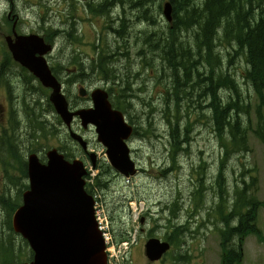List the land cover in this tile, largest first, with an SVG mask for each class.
<instances>
[{
	"label": "trees",
	"instance_id": "1",
	"mask_svg": "<svg viewBox=\"0 0 264 264\" xmlns=\"http://www.w3.org/2000/svg\"><path fill=\"white\" fill-rule=\"evenodd\" d=\"M171 2L175 21L173 27L157 39L145 38V33H142L138 40L147 46L148 54L144 55L149 56L147 62L151 64L148 68L153 75L148 77L152 78L154 85L162 82L166 84L165 118L170 131L172 161L176 162V154L187 150L184 147L190 143L189 129L192 124L188 122L187 127L182 128L184 113L190 116L194 111L198 118L209 113L210 125L224 149V157L218 175H210L208 182L215 189L211 190L223 197L230 190L225 182L227 159L231 153L248 151V128L243 127L245 124L242 116L248 106L241 105L243 100L236 71L232 70L236 59H245L246 69L240 75L252 87L259 100V122L255 133L264 142V0ZM133 12L137 13L135 8ZM218 47H223L226 54L222 49L217 50ZM111 60L112 56L105 52L98 55L88 68L81 66L83 68L80 71L83 74L88 69L90 75H101L105 79L122 78L124 81L121 80L122 83L116 86L118 93L112 89V94L116 107L122 109L126 106L127 111L125 101L134 96L132 86L135 77L130 70L121 73L120 66L113 65ZM158 60L160 63L156 65ZM86 78L91 79L89 76ZM254 182V178L250 183L242 179L232 189L235 206L240 213V224L228 230V223L227 229L220 233L224 264H238L242 258L241 250L230 244L232 236L259 234L255 225L256 214L259 207H264V201L249 195ZM97 185H101L98 179ZM201 189H204V184ZM19 202V197L12 199L0 195V205L5 212V220L0 226V263L28 260L30 256L28 250H16V233L11 218ZM243 208L246 209L245 213H242ZM172 213H175L174 210ZM240 242L242 246L243 240Z\"/></svg>",
	"mask_w": 264,
	"mask_h": 264
},
{
	"label": "rangeland",
	"instance_id": "2",
	"mask_svg": "<svg viewBox=\"0 0 264 264\" xmlns=\"http://www.w3.org/2000/svg\"><path fill=\"white\" fill-rule=\"evenodd\" d=\"M54 5H57L56 1ZM66 6H68L66 1H63L60 5V7L64 8H66ZM153 6H155V3ZM120 9L121 7L118 8V10ZM139 11L140 9L136 10L137 13L133 15V20L142 16L147 19L146 23H149L148 25L153 24V19L151 17L145 15L144 11ZM127 18L131 20L128 14ZM141 26H143L141 23H135L134 26L131 24L134 35L136 34L135 29ZM108 39L109 46L111 47L112 37ZM131 39V47L128 49V54L131 59H117L115 63V66H120V72H123V74L130 69H126L130 64H133V72H136L138 70L137 68L140 67L136 64V50L132 47L134 45V40L133 38ZM76 41L80 44L83 43L82 38ZM78 48L79 50L76 51V53H79L83 60L86 61L91 58L92 54L89 56L90 44L88 42H85ZM220 49L221 48L218 47V50ZM222 50L226 54V50L224 48ZM73 56L74 58L70 53L57 54L56 59L61 65L71 67V71L74 72L77 56ZM245 69V59H236V63H234L232 70L236 71L237 82L243 100L241 105L244 104V107L248 106L247 112H242L245 124L243 127L248 128V151L230 154L226 162L225 176L229 188L235 187L237 181L247 179L248 182H251L252 178H254L255 182L251 185L249 195H254L256 199L263 201L264 142L255 133L259 122L257 115L258 100L252 87L247 84L240 75L241 71ZM69 73L70 72L63 73L62 76L65 78L68 77L67 75L71 76L72 74ZM93 82L97 83L98 86H102L101 84H103L104 81L98 77H94ZM133 82H135L134 79ZM136 82L134 84L135 89H137L141 83L146 84L144 93L141 94L138 99L134 100L133 109L130 114L134 126L138 128L140 135L143 134L137 137V139H134L131 145L133 150L132 155L139 166V172L130 177H124L118 173L110 165L105 152L106 150L98 141L95 131L89 130L85 132V135L90 141L91 148L97 151L101 159L100 163H98V168H92L91 163L89 164V168H91V178H89L88 181L92 183L94 193L98 199L99 212L104 218L108 219L109 235L112 237V240H118L121 238L120 233L123 232L125 235H128L127 237L137 243L144 240V238L151 233L161 237L166 232H172V228H169L167 217L160 219V221L159 218L166 215V212L162 213L161 210L163 204L164 208H166L168 204L172 205V202L175 201L177 197L185 198L179 200L181 209L177 216L178 218L173 217L170 210L168 216L173 220L172 222L178 226L187 223L190 216V205H192V191L195 188L193 183L198 177L196 169L199 163L208 160L210 164L208 163L209 165H206V174L208 176L212 175L213 172L217 171L218 161L222 157L224 150L216 137L213 127L210 125L211 121L209 117H207V113L206 115L205 113L201 115V118H198V114L194 111L190 116L184 113L185 118L182 122V128L187 127L188 122H192L193 125L189 129V136L192 139L188 144V151L182 152L178 156V165L168 170L170 167L169 157L171 148L169 144L170 131L165 119V111L167 109L166 104H164L166 99V84L162 82L158 85H154L152 83L154 81L152 78L148 77L147 71H143ZM76 93L78 94V87L72 90L73 96H75ZM140 99H143L146 103L151 102V106H145ZM57 116L58 115L53 110L48 113L47 120L49 121V125L57 124ZM128 121L130 122L129 118ZM148 121L151 122L152 130H149ZM57 125L60 127L62 138H64V131L61 129L60 123L58 122ZM75 127L78 130L81 129L78 124H76ZM145 134L146 136H144ZM67 143L68 146L66 149L69 153H75L76 155L83 154L82 148L79 147L76 142L69 139ZM59 144V140L50 137L41 144L35 145L32 149L41 156V154H45L50 148L58 147ZM164 171L168 173L164 174ZM97 179L102 182V186L97 185ZM3 181L4 175L0 169V186L3 184ZM205 184H209L208 180ZM17 190V187L14 186L11 188V193L15 195ZM206 196L215 197L214 194L209 191H207ZM190 197L191 204L189 201ZM209 204H214L212 198ZM147 213H150V215L149 217L146 215L142 223V216ZM202 215L207 220L206 212L203 211ZM174 219H178L176 223ZM4 220L5 212L3 207L0 206V226ZM160 222L161 224L158 225ZM166 223L168 224L167 226L165 225ZM258 225L260 231H262L264 235L263 208H260L258 212ZM213 228H215V226H213ZM206 229L205 224L203 225L202 222L198 230H183L182 238L184 243H182L180 252L190 256L192 261L182 260L180 264H221L219 235L214 231L206 235L199 234ZM191 233L196 234V237L193 238ZM16 241L19 246L25 247L22 238L16 237ZM234 241V247H237L238 240L235 239ZM244 242L245 247L242 264H264V241L259 240L257 235L251 234L244 238ZM242 246H238L237 248L242 250ZM114 253L116 255L114 256V263L127 264L126 260L123 259L125 256L124 249H116ZM141 254V250L132 247V252L129 253V256H133L134 261L139 263Z\"/></svg>",
	"mask_w": 264,
	"mask_h": 264
},
{
	"label": "water",
	"instance_id": "3",
	"mask_svg": "<svg viewBox=\"0 0 264 264\" xmlns=\"http://www.w3.org/2000/svg\"><path fill=\"white\" fill-rule=\"evenodd\" d=\"M165 15L172 20L170 3L165 5ZM23 63L53 89L51 100L67 125L70 126L74 115L82 119L84 126L94 124L112 165L125 175L136 172L127 142L133 127L122 112L112 109L104 90L92 93L94 108L73 113L45 59L33 56ZM72 136L86 148L80 135ZM47 155L46 164L36 154L30 156V188L13 216L14 230L28 240L34 252L33 260L23 264H108L105 240L95 218V200L85 189L83 177L87 171L83 161L70 162L56 149ZM168 249V243L156 238L146 244L147 256L152 260L160 259Z\"/></svg>",
	"mask_w": 264,
	"mask_h": 264
},
{
	"label": "flooded vegetation",
	"instance_id": "4",
	"mask_svg": "<svg viewBox=\"0 0 264 264\" xmlns=\"http://www.w3.org/2000/svg\"><path fill=\"white\" fill-rule=\"evenodd\" d=\"M56 1L57 5H54ZM66 1V8L60 7ZM111 8L112 16L104 20L106 10ZM121 7L120 10L118 8ZM135 10L148 11V0H0V137L9 139L13 134L19 150L24 147L23 138L30 145L33 144L34 123H48V113L51 110L49 101L51 88H46L36 79H23L22 72L26 70L14 57L17 48L23 51L29 49L25 41L19 43V37L27 39L28 44L35 42L36 35L43 37L44 41L54 45L53 53L74 55L85 42L90 44L89 55L97 52L98 45L95 39L100 33L109 32L114 42L111 44L113 59L128 56L131 47L133 31L131 24L143 23V20H129L127 14ZM138 20V21H137ZM140 32L139 28L135 29ZM80 35L82 44L76 41L75 36ZM109 35V37H110ZM51 62V59L49 57ZM90 60H83L80 65L88 68ZM79 64L75 65V69ZM82 68V67H80ZM63 71L69 72L71 67L64 66ZM69 76V75H67ZM69 81L70 78H64ZM14 80V81H13ZM63 90L70 101V109L93 106L90 97L83 94L73 96L69 85L74 88L82 85L81 82H62ZM83 99L87 101L79 103ZM76 124L81 128L75 129ZM74 130L86 137L84 129L77 120L73 122ZM66 140L68 129L65 127ZM87 138V137H86ZM30 140V141H29ZM89 142V140H88ZM90 145V142H89ZM91 146V145H90ZM30 151V149H28ZM91 151H94L92 149ZM84 161L90 159L91 154L84 151L80 155ZM13 170H4V178H10L13 173L14 180H20L18 161H12ZM162 260H145L141 264H161ZM136 264V263H132Z\"/></svg>",
	"mask_w": 264,
	"mask_h": 264
},
{
	"label": "bare ground",
	"instance_id": "5",
	"mask_svg": "<svg viewBox=\"0 0 264 264\" xmlns=\"http://www.w3.org/2000/svg\"><path fill=\"white\" fill-rule=\"evenodd\" d=\"M252 6H253V5H252ZM135 21H136V20H135ZM137 21H138V20H137ZM148 21H149V20H148ZM150 21H151V20H150ZM148 24H149V23H148ZM148 24H147V25H148ZM122 77H123V76H122ZM150 85H151V84H150ZM134 112H135V111H134ZM135 122H136V121H135ZM23 139H24V138H23ZM29 141H30V140H29ZM212 158H213V157H212Z\"/></svg>",
	"mask_w": 264,
	"mask_h": 264
}]
</instances>
